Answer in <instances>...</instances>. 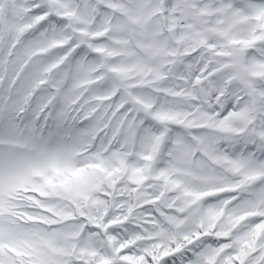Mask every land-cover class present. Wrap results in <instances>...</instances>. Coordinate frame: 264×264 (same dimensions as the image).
I'll return each instance as SVG.
<instances>
[{"label": "snow or ice", "instance_id": "obj_1", "mask_svg": "<svg viewBox=\"0 0 264 264\" xmlns=\"http://www.w3.org/2000/svg\"><path fill=\"white\" fill-rule=\"evenodd\" d=\"M0 264H264V0H0Z\"/></svg>", "mask_w": 264, "mask_h": 264}]
</instances>
